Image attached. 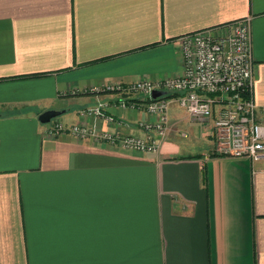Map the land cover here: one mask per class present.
<instances>
[{"label": "crops", "instance_id": "crops-1", "mask_svg": "<svg viewBox=\"0 0 264 264\" xmlns=\"http://www.w3.org/2000/svg\"><path fill=\"white\" fill-rule=\"evenodd\" d=\"M244 16L264 119V0H0V264H264V156L213 152L177 93L157 152L38 119L143 135L119 99L144 96L92 88L181 73L179 35Z\"/></svg>", "mask_w": 264, "mask_h": 264}, {"label": "built area", "instance_id": "built-area-1", "mask_svg": "<svg viewBox=\"0 0 264 264\" xmlns=\"http://www.w3.org/2000/svg\"><path fill=\"white\" fill-rule=\"evenodd\" d=\"M181 73L156 79L139 77L131 82L107 80L92 89L121 91L144 96L141 100L121 97V107H144L155 115L141 118L143 135L97 128L95 121L70 124L54 117L47 123L51 135L69 132L77 138L108 142L148 152H157L167 131V92H174L189 116L210 125L214 131L213 152L229 156H264V119L256 114L253 98V55L250 17L244 16L216 26L185 32L177 38ZM155 89L165 94L152 96ZM142 102V103H141ZM104 103L87 107L82 115L100 116L107 123L119 122L104 111ZM185 135V133H183Z\"/></svg>", "mask_w": 264, "mask_h": 264}, {"label": "water", "instance_id": "water-1", "mask_svg": "<svg viewBox=\"0 0 264 264\" xmlns=\"http://www.w3.org/2000/svg\"><path fill=\"white\" fill-rule=\"evenodd\" d=\"M165 93H166L165 90L155 89L152 91V96L155 97L157 95L165 94ZM60 113H62V110L60 109L48 108L39 113L38 119L41 122H48L49 120H51V118L59 115Z\"/></svg>", "mask_w": 264, "mask_h": 264}, {"label": "trees", "instance_id": "trees-1", "mask_svg": "<svg viewBox=\"0 0 264 264\" xmlns=\"http://www.w3.org/2000/svg\"><path fill=\"white\" fill-rule=\"evenodd\" d=\"M173 94H175V93H174V92H172V93L167 92L164 96H165V97H170V96H172Z\"/></svg>", "mask_w": 264, "mask_h": 264}, {"label": "rangeland", "instance_id": "rangeland-1", "mask_svg": "<svg viewBox=\"0 0 264 264\" xmlns=\"http://www.w3.org/2000/svg\"><path fill=\"white\" fill-rule=\"evenodd\" d=\"M58 116H59V115H57V116H55V117H58ZM53 118H54V117H53ZM53 118H52V119H53ZM42 123H43V124H46V123H50V122L48 121V122H42Z\"/></svg>", "mask_w": 264, "mask_h": 264}]
</instances>
